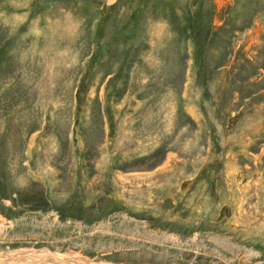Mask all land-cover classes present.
<instances>
[{
    "label": "rangeland",
    "instance_id": "obj_1",
    "mask_svg": "<svg viewBox=\"0 0 264 264\" xmlns=\"http://www.w3.org/2000/svg\"><path fill=\"white\" fill-rule=\"evenodd\" d=\"M0 254L264 264V0H0Z\"/></svg>",
    "mask_w": 264,
    "mask_h": 264
},
{
    "label": "bare ground",
    "instance_id": "obj_2",
    "mask_svg": "<svg viewBox=\"0 0 264 264\" xmlns=\"http://www.w3.org/2000/svg\"><path fill=\"white\" fill-rule=\"evenodd\" d=\"M1 197V196H0ZM90 260V259H89ZM78 254L63 255L43 251H17L0 254V264H99Z\"/></svg>",
    "mask_w": 264,
    "mask_h": 264
}]
</instances>
